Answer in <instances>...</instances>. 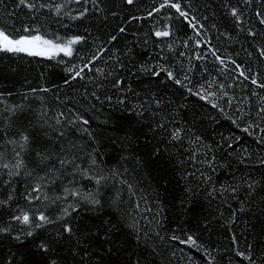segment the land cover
Masks as SVG:
<instances>
[{
	"label": "snow or ice",
	"instance_id": "snow-or-ice-1",
	"mask_svg": "<svg viewBox=\"0 0 264 264\" xmlns=\"http://www.w3.org/2000/svg\"><path fill=\"white\" fill-rule=\"evenodd\" d=\"M105 2L13 0V8L23 12L27 22L20 20L16 26L14 18L18 13L5 9L13 22L0 24V53H23L54 60L57 65H63L66 73L64 85L70 86L77 80L87 81L86 85H81L85 88L82 93L85 104L91 100L92 107L97 102L112 105L115 98V107L130 114L126 119L135 118L137 123L146 124L154 141L150 158L165 156L184 182L181 205L197 203L201 198L207 200L210 207L215 203L218 217L224 219L229 231L233 232L231 246L234 256L219 255L217 248L200 241L190 229L166 227L164 209L156 205L157 211L153 212L147 206L149 198L137 191V184L129 179V170L108 167L98 157L97 149L92 147L95 143L93 134L85 127L89 124L85 116L72 107L50 108L43 97L37 95L48 93L47 87L30 88L20 103H8L4 93H0V189H3L0 211L7 209L9 217V224L0 226V233H10L11 222L21 225L19 234L14 237L16 240L34 237L37 230L48 232L38 243L35 239L33 241L43 257L40 264H61V261L69 264V258L72 264H90L89 249L93 246L103 249L106 244L113 247L100 257L99 264H150L143 252L137 255L127 247L114 246L115 226L111 219L104 220L96 215L88 217L90 223L84 222L81 210L98 213L107 203L122 212L120 220L134 234L137 246L142 242L153 253L163 255L159 248L165 245V251L170 250L175 257L176 252L170 246L172 242H178L195 248L206 264H223L225 258L228 264H233L237 257L240 258L237 264H264V171L259 172V179L252 174L254 169H264V155H257L251 147L238 148L242 145V137L231 134L232 129H239L252 137L257 147L264 149V95L257 91L264 90V72L260 69L253 71L251 65L239 63L231 54H219L220 49L212 45L209 36L212 30L219 31L220 26L214 20L209 24L210 17L196 15L199 9L194 0H157L150 6L146 17L153 18L154 14L160 17L153 20L150 36L171 39V43L153 41V47L159 49L152 57L153 62L141 59L135 51L136 47H147V39L142 44L118 49L113 46L118 36L109 33L105 38H94L88 52L77 51L74 55L75 45L87 44L86 35L67 32L60 35L45 29L51 18H61L57 20L61 24L63 17L70 21L86 19L90 13L86 6L89 3L95 13L103 14ZM251 2L236 0L233 4L229 0L223 5L225 18H231L233 28L219 32L220 37L233 42L238 40L239 34L234 36L232 32L236 28L244 31V15ZM69 3L81 6L75 15L70 9L66 11ZM123 3L134 6L135 0H123ZM111 15L115 17L117 13L113 11ZM255 18L260 31H256V25L248 27L245 39L257 41L259 37V40L254 52L244 51L250 59L257 53V60L264 62V10H257ZM62 26L68 29V25ZM126 31L122 24L114 29L120 34ZM189 31L192 35H188ZM179 45L192 54L187 64L181 59L186 57L185 51L176 55ZM204 52L211 55V61ZM65 57L69 59L66 61ZM193 60L201 63L194 64ZM205 62L212 63L223 79L218 80L209 73L210 79L204 81L203 73L209 72ZM198 71L200 79L196 78ZM130 76H148L156 83L137 91L128 80ZM236 81L240 83H234ZM245 82L249 95L234 104V89L243 88ZM169 88L175 91L168 92ZM189 97L205 102L215 116L201 115L193 106L189 117ZM253 97H258L254 110L251 107ZM33 99L40 101L38 109L31 107ZM246 102L248 111L242 106ZM25 111L33 113L27 128L19 123L20 114ZM205 119L217 127L226 122L232 128L228 134H217L215 128L210 133ZM30 129H39V142ZM85 135L89 137V143L82 145L79 141ZM21 179L26 184L21 198L32 207H22L16 201ZM102 193H107L110 200L106 202ZM39 204L44 207H35ZM221 208L230 210V216L225 217L224 212L219 211ZM250 213L255 214L261 225L260 234L252 242L246 240L241 247L232 225L240 215ZM246 231L254 234L256 224L250 223ZM57 246H64L68 256L54 252ZM114 254L116 259H113ZM77 256H80L79 260ZM188 260L189 264H195L192 257ZM0 264L4 262L0 260Z\"/></svg>",
	"mask_w": 264,
	"mask_h": 264
},
{
	"label": "trees",
	"instance_id": "trees-1",
	"mask_svg": "<svg viewBox=\"0 0 264 264\" xmlns=\"http://www.w3.org/2000/svg\"><path fill=\"white\" fill-rule=\"evenodd\" d=\"M58 3H63L65 0H56ZM157 0H135L134 6H128L123 3V0H106L102 5L105 9L103 14L95 13L92 9L91 3L86 5L90 9V13L86 19L81 21H70L67 17L62 18V24L68 25L66 30L61 23L57 20L61 18H51L45 24V29L50 33H58L60 35L67 34H84L88 37L87 44H78L74 46V55L77 51L88 52L92 48V40L96 37L105 38L109 33L116 34L118 40L114 42L113 46L118 49H123L125 45L129 47L137 44H142L143 40L149 41L147 47H136L135 51L139 54L140 58L148 62H153L152 57L159 51L153 47V41L167 40L171 43L169 38H156L150 36V30L153 26V20L159 19L154 14L153 18H147L146 13L150 9V6L156 3ZM229 0H194L197 4L198 11L196 15L210 17L208 23L211 24L213 20L220 26L219 31L212 30L209 39L212 41V45L219 48L221 55L231 54L241 64L251 65L253 71L260 69L264 72V62L257 60V53H254L250 59L247 56V52H254V47L257 46V41H253L250 38L245 39L246 31L248 27L256 25V31L259 32L260 28L255 18L257 10H264V0H252L251 6L246 9L244 15V31L236 28L232 32V35L239 34V38L236 42L225 40L219 36V32L225 31V29L231 30L233 28L231 18H225L226 11L224 4ZM233 4L236 0H231ZM205 6L207 10H205ZM241 6L242 3H241ZM81 6L69 3L68 9L71 10L73 15L76 14L77 9ZM7 12H16L18 15L14 18L16 26H19L20 20L27 22V18L24 13L18 9L13 8V0H3L0 3V24H11L13 21L6 15ZM116 12L117 15L113 17L111 12ZM131 16L142 17V19L131 20L128 19ZM43 19V18H41ZM126 21V22H125ZM118 24H122L127 31L124 34L114 32V29ZM188 35H192L191 31ZM179 51H185L186 57L181 58L183 62L187 64L188 59H191L192 54L189 53L182 45L178 46L176 55ZM238 53V54H237ZM208 55V61L212 60L210 54ZM62 56V54H60ZM60 57H58L59 59ZM66 61L69 58H64ZM107 59V56L104 57ZM76 62V61H74ZM101 64L103 61L100 62ZM194 64L201 62L193 60ZM209 70L208 73H203V80L208 81L210 79L209 73L215 76L218 80H222L223 76L216 72L212 63L205 62ZM131 67V65H129ZM90 74V73H89ZM200 73L197 72V79H200ZM66 73L63 70V65H57L54 60H49L45 57H32L27 54H9L0 53V93H4L7 97L8 103H20L24 94L28 93L30 88H49L48 93H37L43 97L44 103L53 109H63L65 107H72L74 110H79L81 114L89 121L86 125L89 131L93 134L95 143L92 147L97 149L98 157L103 161L104 165L108 167L119 166L121 171L124 168L129 170V179L133 180V183L137 184V191L142 193L145 197H148L147 206L153 209V212L157 211L156 205H160L163 209V217L165 219L166 227L169 229H184L193 231L200 241L205 244H210L212 247L218 249V254L221 256H234L231 246L232 231H229L228 225L225 220L218 217V213L215 211L216 204L209 206V202L203 198L197 203H186L181 205V199L183 198V189L185 187L184 182L177 175L176 169L172 163L165 156L160 158H150V152L154 141L151 139V133L148 131L146 124L137 123L135 118L126 119L130 114L115 107V98L112 105L107 103L101 105L96 103L95 107H92V101L89 100L86 104L82 101V93L85 92V88L81 85H86L87 81H75L71 85H64L63 78ZM164 79L163 75L160 77ZM129 82L137 91L142 88H147L150 84H155L156 81L148 76H130ZM232 83V81H228ZM234 83H240L236 81ZM215 87V85H213ZM163 91V89H161ZM168 92H174L175 89L169 88ZM261 95H264V90L257 89ZM236 104L244 96L249 95V88L245 82L243 88L237 87L234 89ZM11 94V95H9ZM167 96V92L164 93ZM57 96L60 97L59 101ZM258 97L251 98V107L255 109ZM31 107L38 109L40 101L31 100ZM189 107L188 116H191V109L194 106L197 112L204 116H215V113L211 111L210 106L205 105V102L199 101L195 97H189L187 99ZM245 111H248L249 105L246 102L244 105ZM33 119V113L25 111L20 114L19 123L27 128L29 121ZM205 125L208 127L209 132L213 128L216 129L217 134H228V130L232 128L231 125L224 122L220 127H217L215 123H209L205 119ZM32 135L36 137L37 142L40 141L41 136L39 129H30ZM231 134L233 136L240 135L242 137V145L245 147H251L253 152L257 155H264V149L257 147L253 142V138L239 131V129H232ZM218 138V135H217ZM82 145L89 143V137L87 135L79 141ZM91 150V149H88ZM175 151V150H174ZM255 159V157L253 158ZM264 169L253 170L252 174L259 179V172ZM15 187V185H14ZM26 184L21 179L19 182L18 194L16 201L25 208L29 206L26 201L21 197L25 192ZM3 189H0L2 192ZM105 201L110 200V196L107 193H102ZM2 198V197H0ZM125 200L128 196L125 194ZM259 199V198H258ZM35 207L43 208V204L36 205ZM127 205H125V208ZM144 205L141 206L143 210ZM15 208V204H13ZM34 210V208H33ZM7 209L0 211V226L9 224V217L6 214ZM219 211L224 212L225 217L230 216V210L223 208ZM122 212L113 207L107 206L101 208L98 213H89L81 210V216L84 218L85 223H90L89 216H100L104 220L111 219L115 226L113 234L115 237V247H127L132 251H135L137 255L143 252V255L147 257L150 264H189V257H192L195 264H206L200 252L195 248H190L187 245H180L178 242H172L171 249H174L176 256L172 257L171 251H165V245H161L159 252L163 255L153 253L150 247H145L141 242L137 246V241L134 234L130 232L125 222L120 220ZM151 215V214H149ZM256 224V231L254 234H249L246 228L249 224ZM207 224V226H205ZM21 225L11 222L10 233H0V260L4 264H40L43 257L39 253V250L34 246V239L36 243L39 239L47 235L48 232L37 230L34 237H21V240L14 239L19 234L18 230ZM233 231L240 241L241 247L244 246L245 241L252 242L256 235L260 234L261 225L257 222L254 213L248 215H240L239 220L232 225ZM49 231H52L49 229ZM127 241L125 244L124 242ZM74 243V242H73ZM113 247V245H104L103 249L93 246L89 249L90 264H99L100 257L105 256V251ZM75 251V249H73ZM54 252H58L61 256H68L67 249L64 246H57ZM122 256H127V253H122ZM15 258L13 261L12 258ZM107 258V257H105ZM77 260L80 256L76 257ZM113 259H116L115 254ZM240 258H235L233 264H237ZM63 264V261H61ZM69 264H72L69 258ZM223 264H228L227 258H225Z\"/></svg>",
	"mask_w": 264,
	"mask_h": 264
}]
</instances>
